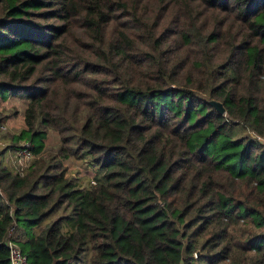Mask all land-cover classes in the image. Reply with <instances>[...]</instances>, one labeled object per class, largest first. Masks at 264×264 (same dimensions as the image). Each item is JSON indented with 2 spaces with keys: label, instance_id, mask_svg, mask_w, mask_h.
<instances>
[{
  "label": "trees",
  "instance_id": "trees-1",
  "mask_svg": "<svg viewBox=\"0 0 264 264\" xmlns=\"http://www.w3.org/2000/svg\"><path fill=\"white\" fill-rule=\"evenodd\" d=\"M8 98L0 264L15 229L29 264H264V0H0Z\"/></svg>",
  "mask_w": 264,
  "mask_h": 264
},
{
  "label": "rangeland",
  "instance_id": "rangeland-1",
  "mask_svg": "<svg viewBox=\"0 0 264 264\" xmlns=\"http://www.w3.org/2000/svg\"><path fill=\"white\" fill-rule=\"evenodd\" d=\"M23 111L24 107L23 104L19 100H13L12 98H8L6 101L0 100V113L5 114L8 116V119H4L3 128L1 130L3 132L9 133H18L21 129L24 128V120H23ZM2 116V115H1ZM9 139L5 133L0 132V150L6 148ZM25 142H22L23 145ZM61 145V138L55 132H48L46 139L43 141L44 150L43 153L45 154H52L56 155L58 153V149ZM15 153L16 150H10L5 158V164L14 171L16 170V163H15ZM67 167L69 168L67 176L74 177L77 176L79 179V183L81 186H90L92 180H96L97 183L104 182V172L101 171L98 167L89 166L87 163V167L82 165H78L73 159H69L66 162ZM44 228L40 227L37 231H40ZM244 231H247L250 227H242ZM21 231L19 229H15L13 231V238L21 247L20 241H25L26 238L20 237ZM23 244V242H22Z\"/></svg>",
  "mask_w": 264,
  "mask_h": 264
},
{
  "label": "built area",
  "instance_id": "built-area-1",
  "mask_svg": "<svg viewBox=\"0 0 264 264\" xmlns=\"http://www.w3.org/2000/svg\"><path fill=\"white\" fill-rule=\"evenodd\" d=\"M16 170L21 175L27 170V168L33 163L35 154L33 153V146L30 143H24L22 147L16 150L15 153ZM92 185H97L96 180L91 181ZM10 255V264H29L28 257L23 252L22 248L13 238V230L9 232L8 239L6 242Z\"/></svg>",
  "mask_w": 264,
  "mask_h": 264
},
{
  "label": "water",
  "instance_id": "water-1",
  "mask_svg": "<svg viewBox=\"0 0 264 264\" xmlns=\"http://www.w3.org/2000/svg\"><path fill=\"white\" fill-rule=\"evenodd\" d=\"M210 104L216 108V110L221 114V115H225L226 113V109L223 106L222 103L217 102V101H211Z\"/></svg>",
  "mask_w": 264,
  "mask_h": 264
}]
</instances>
